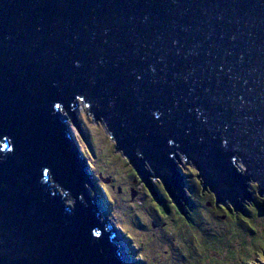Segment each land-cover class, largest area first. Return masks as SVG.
<instances>
[{
	"label": "water",
	"instance_id": "water-1",
	"mask_svg": "<svg viewBox=\"0 0 264 264\" xmlns=\"http://www.w3.org/2000/svg\"><path fill=\"white\" fill-rule=\"evenodd\" d=\"M78 100L156 203L148 176L182 208L190 160L239 211L248 180L264 195V0H0V264H121Z\"/></svg>",
	"mask_w": 264,
	"mask_h": 264
},
{
	"label": "rangeland",
	"instance_id": "rangeland-1",
	"mask_svg": "<svg viewBox=\"0 0 264 264\" xmlns=\"http://www.w3.org/2000/svg\"><path fill=\"white\" fill-rule=\"evenodd\" d=\"M59 111L65 114L62 108ZM73 115L78 131L69 118L67 125L73 137L72 142L88 164L86 171L88 179L92 182V185L86 184L90 193L88 199L91 198L99 206L100 216L108 219L115 227L113 238L117 240L116 246L121 252L123 264H194L188 255L190 247L194 246L190 242L194 240L195 235L192 233L191 240H188L183 234L184 223L179 219L183 215L175 210L172 200L162 187L161 180L148 176V181L159 199V203H156L126 156L115 148V141L111 135L98 119L92 118L82 101L77 104ZM233 164L239 172L242 170L239 161ZM175 165L176 170L179 169L183 175L181 182L186 197L183 206L189 210L195 207L203 224H210L211 216L203 208L207 204L210 192L204 191L197 195L200 191L197 170L191 165L190 160L184 165L179 163ZM245 192L250 200L241 199L240 205L245 204L249 210L253 204L262 203L264 200V195H257L254 181L246 182ZM161 197L168 199L165 202L169 213L161 206L163 203ZM225 202L229 204L228 201ZM219 213L221 215V212ZM233 213L239 212L234 210ZM231 222L230 226L236 225ZM213 223L222 229L223 224L226 225L227 222L223 223L218 216L211 224ZM257 250L264 251L262 242ZM246 257L242 255L241 260L245 259V264H251L252 262L248 263L249 257ZM251 257L261 260V264H264V256L261 253L252 254Z\"/></svg>",
	"mask_w": 264,
	"mask_h": 264
},
{
	"label": "trees",
	"instance_id": "trees-1",
	"mask_svg": "<svg viewBox=\"0 0 264 264\" xmlns=\"http://www.w3.org/2000/svg\"><path fill=\"white\" fill-rule=\"evenodd\" d=\"M83 152L87 154L86 151ZM199 185L200 191L197 195L204 193V191L210 192L208 189H203L200 183ZM165 193L172 200L178 214L183 215L179 218L184 223L185 231L183 234L186 235L188 240H191L192 233L195 235L194 240L190 242L194 246L190 247L188 255L194 264H245V259L241 260L242 255L249 257L248 263L261 264V260L254 259L251 256L260 253L264 256V251L257 250V247L260 248L261 242L264 247V200L261 201L262 203L253 204L251 210L245 204H242L243 206L238 209L239 213L236 214L233 213L235 209L230 203L216 202L214 195L210 192V196L206 201L207 204L203 208L211 216V222L204 225L198 214V209L194 207L189 210L185 206L179 209L168 193L166 191ZM165 200V198L161 199L163 202L161 206L165 208L166 213H169ZM219 212H221V215ZM218 216L223 223L227 222L226 225L223 224L222 229H219L221 226L218 227L215 223L211 224L213 220L218 219ZM231 221L236 225L230 226ZM253 260L255 261L253 262Z\"/></svg>",
	"mask_w": 264,
	"mask_h": 264
},
{
	"label": "clouds",
	"instance_id": "clouds-1",
	"mask_svg": "<svg viewBox=\"0 0 264 264\" xmlns=\"http://www.w3.org/2000/svg\"><path fill=\"white\" fill-rule=\"evenodd\" d=\"M81 153V152H80ZM83 156V155H82ZM87 162V161H86ZM88 167V166H87ZM181 176H183V175H181ZM88 178V177H87ZM181 179H182V177H181ZM89 181H91V180H89ZM88 183V182H87ZM88 185H90V184H88ZM87 187L88 186H84V189H85V192H86V195H87V197H88V193H89V191H88V189H87ZM89 195H90V193H89ZM91 199V198H90ZM89 199V200H90ZM94 202L92 199L90 200V202ZM98 206V205H97ZM241 207V206H240ZM98 208H99V206H98ZM100 210V209H99ZM101 212V211H100ZM100 214V213H99ZM117 247V246H116ZM119 249V248H118ZM122 262H123V260L121 261V264H122Z\"/></svg>",
	"mask_w": 264,
	"mask_h": 264
},
{
	"label": "bare ground",
	"instance_id": "bare-ground-1",
	"mask_svg": "<svg viewBox=\"0 0 264 264\" xmlns=\"http://www.w3.org/2000/svg\"><path fill=\"white\" fill-rule=\"evenodd\" d=\"M76 107H74V109H75ZM187 161V160H186ZM86 184H87V181H86V179H84L83 180V186H86ZM250 195V194H249ZM260 195H262V194H260ZM115 241H116V244H117V240L115 239ZM120 254H121V252H120ZM120 261H122V257L120 256ZM122 264H123V262H122Z\"/></svg>",
	"mask_w": 264,
	"mask_h": 264
},
{
	"label": "flooded vegetation",
	"instance_id": "flooded-vegetation-1",
	"mask_svg": "<svg viewBox=\"0 0 264 264\" xmlns=\"http://www.w3.org/2000/svg\"><path fill=\"white\" fill-rule=\"evenodd\" d=\"M182 179H183V176H182Z\"/></svg>",
	"mask_w": 264,
	"mask_h": 264
}]
</instances>
